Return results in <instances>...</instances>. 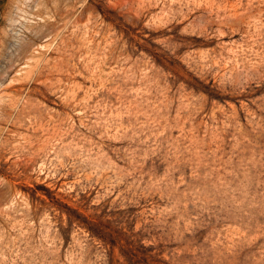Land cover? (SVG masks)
<instances>
[{
    "label": "rangeland",
    "instance_id": "obj_1",
    "mask_svg": "<svg viewBox=\"0 0 264 264\" xmlns=\"http://www.w3.org/2000/svg\"><path fill=\"white\" fill-rule=\"evenodd\" d=\"M0 264H264V0H0Z\"/></svg>",
    "mask_w": 264,
    "mask_h": 264
}]
</instances>
